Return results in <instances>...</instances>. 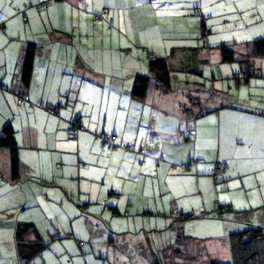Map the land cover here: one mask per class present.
Masks as SVG:
<instances>
[{
    "label": "crops",
    "instance_id": "0c3cea01",
    "mask_svg": "<svg viewBox=\"0 0 264 264\" xmlns=\"http://www.w3.org/2000/svg\"><path fill=\"white\" fill-rule=\"evenodd\" d=\"M44 1L4 0L0 8V81L6 88L0 86V135L7 124L13 126L20 162L13 179L10 151L0 147V264H96L103 252L106 260L111 248L126 260L109 256L103 264H156L149 233L176 240L179 226L190 227L193 222L175 221L171 213L198 210L192 197L204 195L201 179L217 159L228 164L224 192L232 182L239 184L240 166L259 170L254 137L240 132L239 102L233 104L231 95L228 102L212 101L208 95L219 92L215 85L185 79L187 84L178 88L175 83L178 74L190 78L234 72L235 62L229 66L222 61L221 46L235 42L242 50L249 40L223 38L228 31L214 21L230 14L226 10L204 18L198 29L196 12L215 7V0H52L38 8ZM245 1L251 7L234 11L236 15L264 10V0ZM102 12L103 20L95 21L94 15ZM250 28L249 23L240 30L253 40L258 33ZM29 46L34 60L25 81ZM151 56L167 62L171 87L154 82L140 99L132 92L134 79L155 75ZM262 59H255V67L264 65ZM24 93L29 101L22 105L18 99ZM48 105L57 112L49 113ZM210 114L216 117L214 126ZM255 117L264 137V117ZM226 126L236 138L233 151L245 146L243 152H199L207 138H214L208 134L215 131L221 138ZM104 133L116 134L118 149L102 143ZM181 143L194 148L178 160ZM260 155L264 159V152ZM194 158L200 159L196 165ZM185 165L194 172L178 174ZM181 175L197 179L195 193L179 197ZM203 201L202 206H210ZM227 202L236 204L230 198ZM237 219L226 214L225 230L235 229ZM208 221L197 225L212 226ZM27 223L37 233L25 235L21 245L16 231ZM37 234L48 244L40 253H35ZM54 234L62 238L52 240ZM218 235L210 230L201 244L211 252L221 247L227 258V239ZM134 251L143 254L133 259Z\"/></svg>",
    "mask_w": 264,
    "mask_h": 264
},
{
    "label": "rangeland",
    "instance_id": "374dc122",
    "mask_svg": "<svg viewBox=\"0 0 264 264\" xmlns=\"http://www.w3.org/2000/svg\"><path fill=\"white\" fill-rule=\"evenodd\" d=\"M215 1H216L215 7L213 4L207 9H203V10L199 9L197 12L195 11L196 16H194V18L196 19V25L198 29L202 30V22L204 18L206 20H209L211 18H214V16L216 15H222L224 13V10H226L230 14L225 16L224 13V16H220V19L218 20L216 19L214 21L216 23L222 24L220 27L223 30L226 29L228 31L226 35L223 34V38H226L227 36L230 38H234L236 41H242L244 39L250 40L249 37L247 38L244 35L245 32H242L243 30H240L241 28H245L246 25L249 23L251 24V28H250L252 29L251 32L258 33L255 36L256 37L255 39L264 37V31L261 30V26H263L264 24V10L261 9L260 11H256V13L250 11L246 13L244 16H241V15H236L234 11H237L239 9V14L242 13L243 11L247 10V8L251 7L252 5L251 2L245 0H239V1L215 0ZM230 64L231 63H229L228 65L231 66ZM235 64L238 69L234 70V72L230 70L228 71L226 70L227 72L224 73V75H220L217 73L218 75L214 76V73L212 71L210 74L208 75L206 74L205 76L189 75L190 78H187L184 74H178L177 77L179 78L177 77L175 78V83L178 88H183L187 84L185 82V79H190V81H194V82L197 81V82L207 83L206 85H208L209 88L215 85V89L219 90V92H217L216 94L208 95V98H210L212 101L225 100L226 102H228L227 101L228 99L226 98H228L229 95H231L233 104L239 102V110H237V112H239V128H241L240 132L245 136L248 134L254 137L255 143L253 147H254V151L255 150L257 151V155L259 159V160H255V162H259L256 165L259 168V170L255 171L253 168H252L253 170H247L244 168L243 165L240 166L239 184L237 183V180L235 182H232V186H230V189L227 191L225 190V192L223 190L222 185L225 182L226 176L221 175L218 179H216L215 178L216 176L212 174V170H211L209 175L204 176V178L201 179L202 187L205 190L204 195L197 194L195 196L194 203L202 204L203 202L201 198L203 197V199L206 202L211 204L210 207H212L215 202H219L221 204H229L227 202V198H230L236 202L235 204L236 207L234 205V209L229 212L231 213L232 216H236V214L239 215V220L237 219V222H239V226H241V223L247 221L248 219H255V221H258L260 217L264 219V159L259 157L261 156L260 154L264 152V137L262 136V134H259L258 132L259 129L257 130V124L252 120V119H258L255 116L261 117V113L264 111V65L260 66L259 64H257L258 68L256 67L257 68L256 74L249 75V78L247 79V78H241L239 75L243 70L240 61L235 62ZM245 75L247 77L246 73L244 74V76ZM237 76H239V78ZM188 85H191V83H188ZM193 85L194 84H192V87L195 88L194 90H196L198 86L197 85L193 86ZM195 93L196 92H194V94ZM237 98H239L238 101H236ZM243 115L244 117L242 118ZM211 116L213 115L210 114L207 116V118L210 121V124L214 126L216 121L214 119L216 117L212 119ZM240 121L242 122V124ZM262 127L263 126H261V128ZM214 128H216V126ZM213 133H215V135L211 133L208 134V136H213L214 138L210 140H208L209 138H207V142L203 146L199 147V152H205V153L210 152V154H213V156H215L218 152H222V153L243 152V148L241 149L239 148L237 151L235 150L233 151V144L236 138L233 139V137L230 136L231 134H229L228 126H226V128L224 129V134H228L229 136L228 135L223 136L224 135L223 134L222 137L219 138L218 135L216 134L217 132L214 131ZM191 141L192 142L194 141V137L191 139ZM178 146L180 149V152L177 153L178 160L179 159L183 160L184 157H187L189 152H193L194 147L192 146H187L184 143L178 144ZM157 157L161 158V154H159V156ZM164 161H167L166 158L162 162L164 163ZM183 167L184 168L182 170H179L178 174L182 173L183 170L188 171L189 174L194 172L193 170L192 171L187 170L186 165ZM187 176L181 175V177H177L178 183L180 181L179 197H181V195L186 194L187 192L195 193L197 191V188L196 189L194 188L197 179L195 177H190V176L187 177ZM172 178L169 177L168 180L171 181ZM189 187H191V190ZM182 200L187 202L183 198ZM226 214L224 219L217 217H210L209 220L213 222V225L210 228L208 227V229L206 227L199 228L196 222L189 221L193 223L190 224V227L188 225V227L184 229V233L190 237H198L200 239H203V237L206 236L209 237V233H210L209 231L212 230L214 233L219 234L218 235L219 237L221 236L222 238H225L227 234L225 230V224L223 222H225ZM226 229L228 230V226L226 227ZM162 234H164V232ZM149 235H150L149 241L153 246V248H155L154 250L155 254L158 253L160 249L163 250L168 245H171L172 243L175 244L176 241L175 238H173L174 240H170L169 237L167 239V234L161 236L158 234L151 235L149 233ZM202 246L203 245L200 246L194 245L193 248L191 247L192 249L185 251L184 254L182 253L183 256L171 255L169 258H167V261L169 264H204L206 262L205 260H207L206 255L208 253H210L213 257L221 261H225L226 259L230 261L229 251H228V256L226 258V255L224 252H222L221 247L217 250L212 249L213 250L212 252L211 249L209 248V250H207L208 252H206L205 250H202L203 249ZM108 252H109V256L113 258V261L119 257H122V259L123 257L124 258L126 257V255L120 254L121 251L118 248H111L110 250L108 249ZM142 254L143 253L137 254V252L134 251L133 254H131V257L134 259L135 256L140 257ZM109 256L106 257V260H108ZM104 257L105 256L103 252V254L99 255V258L96 259L94 263L96 262V264H103V262H107Z\"/></svg>",
    "mask_w": 264,
    "mask_h": 264
},
{
    "label": "trees",
    "instance_id": "16d2710c",
    "mask_svg": "<svg viewBox=\"0 0 264 264\" xmlns=\"http://www.w3.org/2000/svg\"><path fill=\"white\" fill-rule=\"evenodd\" d=\"M204 43L206 44V42ZM221 57L224 63H233L240 61L243 70L239 75L241 78L248 79L249 75L256 74L257 72L256 71L257 68L254 65L255 59L264 58V37L247 41L242 50L240 43H231L228 45H222ZM33 60H34V48L33 46H29L26 52L25 62L23 66V78L25 81H28L30 78ZM150 67L151 70L155 73V75H137L134 79L132 92L133 95L137 98L140 99L145 98L149 86L154 82L160 83L161 85L166 87V89H170L171 87L170 70L168 68L165 59H157L155 56H151ZM244 72L247 74V77L246 75L244 76L245 74ZM237 77L239 78V76ZM209 112L210 110H205V109L201 110V113L203 114ZM261 115L262 117H264V111L261 113ZM104 135H113V134L104 133ZM0 147H6L9 149L12 178L17 179L19 175V166H20L19 155H18L19 147L17 144V140L15 138V130L11 124H7L3 129L2 135H0ZM194 159H195L194 160L195 165L200 162V159L198 158H194ZM157 160L160 159L157 158ZM161 160H164V158H161ZM223 161L225 162V169L223 171H219L218 165ZM141 163L143 162L141 161ZM227 167L228 164L226 159L225 160L221 158L217 159L215 161L212 174L216 176L215 177L216 179H218L221 175H225L226 176L225 180H228L229 177L228 175H226ZM192 199L195 202V197H192ZM202 202H204L203 199ZM197 206H198L197 211L196 209L187 212L174 210L172 211L171 216L173 219H175V221L178 220L182 222L194 221L198 223V222L208 221L210 217H217L224 219L225 214L226 213L231 214L229 211H232L234 209V207L230 204H221L219 202H215L212 207L207 205L209 209L208 207H205L204 205L202 206L201 204H197ZM236 216L238 217L239 220V215L236 214ZM210 227L211 226H209V228ZM239 227H240L239 222H237V227L235 229H228L226 231L227 234L226 239L228 244V251L230 254V261L227 259L225 261H221L213 257L210 253H208L206 255L207 257V260H205L206 262L205 263L203 262L204 264H264V219L260 217L258 221H254V223L247 220L241 223V228ZM206 228L208 229V225L206 226ZM178 229H179V233L175 241V244L172 243L171 245H168L166 248L158 251V253L155 254L156 264H169L167 258H169L171 255L183 256L184 252L189 249H192L194 245L200 246L202 245L201 242L206 241L205 237H203V239H200L198 237H190L186 235L184 233V229L182 225L179 226ZM35 232L37 233L35 226L32 223H27L18 226L16 231V237L22 245L24 236L29 233H35ZM70 236L71 234H68L67 238H69ZM61 238L62 237L59 234H54L52 236V240H57ZM35 243L37 250V251L35 250V253H40L42 249L48 246V244L44 243V241L42 240V238H40L38 234ZM83 244L84 242L82 241L79 242V245L82 246ZM202 247H203L202 250L208 252L205 246Z\"/></svg>",
    "mask_w": 264,
    "mask_h": 264
},
{
    "label": "built area",
    "instance_id": "2783aa9c",
    "mask_svg": "<svg viewBox=\"0 0 264 264\" xmlns=\"http://www.w3.org/2000/svg\"><path fill=\"white\" fill-rule=\"evenodd\" d=\"M52 0H46V1H44V2H42L41 4H39L37 7L38 8H40V9H42V8H45V7H47L48 5H49V3L51 2ZM19 12H22V11H20L19 10ZM24 15V20L26 21L27 20V16L25 15V14H23ZM104 15H105V12L103 13H96L95 15H94V20L95 21H97V22H100V21H102L103 20V18H104ZM0 86L1 87H4L2 84H1V82H0ZM27 101H29V97H28V95L27 94H24V95H22L21 97H19V99H18V103L19 104H22V105H25L26 103H27ZM42 103H40V105H41ZM41 106H43V105H41ZM47 110L49 111V113H51V114H55L56 112H57V109H56V107L55 106H47ZM80 127V126H79ZM76 128H78V126L76 127ZM72 135L73 136H75L76 135V130H73L72 131ZM101 139H102V143L103 144H107L108 145V148L109 149H111V150H116V149H118V147H119V145H118V143H117V136L116 135H104V134H102L101 135ZM124 148L126 149V150H131L132 149V146L131 145H129V144H125L124 145ZM139 152H141V155H146V152H145V150H144V148L143 147H141L140 149H139ZM225 169V162L223 161V162H221L219 165H218V170L219 171H223Z\"/></svg>",
    "mask_w": 264,
    "mask_h": 264
},
{
    "label": "snow or ice",
    "instance_id": "6c2138e0",
    "mask_svg": "<svg viewBox=\"0 0 264 264\" xmlns=\"http://www.w3.org/2000/svg\"><path fill=\"white\" fill-rule=\"evenodd\" d=\"M3 2H4V0H0V8L3 7Z\"/></svg>",
    "mask_w": 264,
    "mask_h": 264
}]
</instances>
